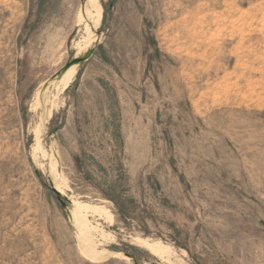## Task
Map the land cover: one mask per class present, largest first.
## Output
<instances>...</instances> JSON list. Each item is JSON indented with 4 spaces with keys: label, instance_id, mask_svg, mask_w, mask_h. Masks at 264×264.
<instances>
[{
    "label": "rangeland",
    "instance_id": "obj_1",
    "mask_svg": "<svg viewBox=\"0 0 264 264\" xmlns=\"http://www.w3.org/2000/svg\"><path fill=\"white\" fill-rule=\"evenodd\" d=\"M95 1L0 0V264H264V0Z\"/></svg>",
    "mask_w": 264,
    "mask_h": 264
},
{
    "label": "bare ground",
    "instance_id": "obj_2",
    "mask_svg": "<svg viewBox=\"0 0 264 264\" xmlns=\"http://www.w3.org/2000/svg\"><path fill=\"white\" fill-rule=\"evenodd\" d=\"M95 0H87V2H86V9H85V11H86V14L88 15V20H89V23H91V24H93L92 26V29L93 28H97V26H98V24L100 23V10H101V8H100V6L99 5H97V3H95L94 2ZM83 12V11H82ZM83 15V14H82ZM84 18H85V16H84ZM79 20V19H78ZM86 24H87V22H86ZM87 26V25H86ZM91 28V27H90ZM87 29H88V27H87ZM93 30H96V29H93ZM89 31V30H88ZM87 31V32H88ZM89 32H91V31H89ZM92 33V32H91ZM85 43V42H84ZM75 74H76V64H74V65H72V66H70L69 68H67V69H65V70H63L62 72H61V74H60V77L54 82H51V85L54 87V88H56V89H58V90H61V91H64L65 89H67L68 88V86L72 83V81H73V79H74V77H75ZM33 107V106H32ZM54 186H55V184H54ZM55 188V190L60 194L61 193V191H60V188L58 189L57 188V186L56 187H54ZM62 190V189H61ZM62 194V193H61ZM71 204L74 206V208L71 210V216H72V218H73V220L75 221V222H79L80 221V219L79 218H81L82 217V219L84 220V214L82 215V213H81V215L82 216H80V212L82 211V208H86V205H88V204H84V206L82 205V207H81V209H80V206H79V202H75V201H72L71 200ZM82 204V203H81ZM89 206V205H88ZM97 207V206H96ZM87 209V208H86ZM85 209V210H86ZM81 210V211H80ZM90 210V209H89ZM104 211V210H103ZM86 212V211H85ZM88 212V211H87ZM99 212V211H98ZM106 213V212H105ZM110 214V213H109ZM85 217H86V215H85ZM107 219V218H106ZM86 220V219H85ZM84 220V221H85ZM73 223V222H72ZM85 223V222H84ZM87 224V223H86ZM85 224V225H86ZM81 225V224H80ZM84 225V226H85ZM76 227V226H75ZM78 227H80V226H78ZM83 228V227H82ZM79 229V228H78ZM81 229V228H80ZM83 229H81V231H82ZM88 231V230H87ZM80 232V231H79ZM85 232V231H84ZM83 232V233H84ZM81 233V232H80ZM82 233V234H83ZM85 234V233H84ZM83 236V235H82ZM102 236V235H101ZM103 237V236H102ZM105 237V236H104ZM81 238V237H80ZM83 238V237H82ZM81 238V239H82ZM85 238V237H84ZM83 238V239H84ZM91 238V237H90ZM79 239V238H78ZM82 239V240H83ZM89 239V238H88ZM84 242V241H83ZM142 242H145L144 240H142ZM157 242V241H156ZM155 242V243H156ZM82 243V242H81ZM80 243V244H81ZM88 243V242H87ZM93 243V242H92ZM154 242H153V245L155 244ZM158 244H157V247H158V245H159V242H157ZM161 243V242H160ZM84 244V243H83ZM83 244H82V247H83ZM144 244V243H143ZM145 245L147 246V247H151L150 245L151 244H149V243H147V242H145ZM152 245V246H153ZM156 245V244H155ZM162 245V244H161ZM161 247V246H160ZM92 248V247H91ZM154 248V247H153ZM81 249V248H80ZM162 249V248H161ZM164 249L166 250V249H169V248H165L164 247ZM164 249H162V250H164ZM88 251H89V249H88ZM153 251V250H152ZM155 251L157 252V250H154V252L153 253H155ZM168 250H166V251H164V252H167ZM170 251V250H169ZM83 252L85 253V250H83ZM159 252H161V250H159ZM172 252V251H171ZM87 253V252H86ZM94 253V252H93ZM151 253V252H150ZM158 253V252H157ZM162 254H163V251L161 252ZM160 253V254H161ZM95 254H98V253H95ZM161 254V255H162ZM84 255V254H83ZM89 255V254H88ZM94 255V254H93ZM99 255V254H98ZM115 255H116V253H115ZM164 256H165V254H163ZM162 255V256H163ZM169 255V254H168ZM96 256V257H95ZM94 257L95 258H97V255H95ZM157 256H158V254H157ZM156 256V257H157ZM170 256V255H169ZM90 257H91V255H90ZM159 257V256H158ZM89 258V257H88ZM93 258V257H92ZM163 259V258H162ZM181 264V263H180Z\"/></svg>",
    "mask_w": 264,
    "mask_h": 264
},
{
    "label": "water",
    "instance_id": "obj_3",
    "mask_svg": "<svg viewBox=\"0 0 264 264\" xmlns=\"http://www.w3.org/2000/svg\"><path fill=\"white\" fill-rule=\"evenodd\" d=\"M90 55H91V51H90V53H88V54H87L86 56H84V57H80V58L73 59V60L70 62V64L66 67V69L69 68L70 66L74 65V64H79V63L85 61V60L87 59V57L90 56ZM51 190H52V192L55 193L57 196L59 195V193L55 190V188H54L53 186H51ZM61 204L64 205V203H63L62 201H61Z\"/></svg>",
    "mask_w": 264,
    "mask_h": 264
}]
</instances>
